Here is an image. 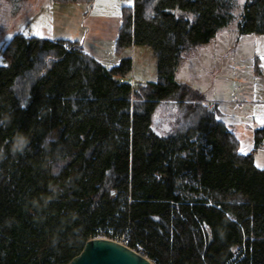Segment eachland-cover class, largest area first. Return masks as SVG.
Listing matches in <instances>:
<instances>
[{
  "label": "trees",
  "instance_id": "obj_1",
  "mask_svg": "<svg viewBox=\"0 0 264 264\" xmlns=\"http://www.w3.org/2000/svg\"><path fill=\"white\" fill-rule=\"evenodd\" d=\"M73 1V0H64ZM90 1V0H88ZM233 20L231 0H134L114 42L155 56L156 78L127 82L76 40L14 34L0 65V264H63L106 233L153 264H264V167L176 80L183 53ZM241 34L264 39V0H243ZM159 107L166 112L155 122ZM30 138L11 155L18 133ZM48 199L45 206L44 200ZM37 202L38 205L37 206Z\"/></svg>",
  "mask_w": 264,
  "mask_h": 264
},
{
  "label": "rangeland",
  "instance_id": "obj_2",
  "mask_svg": "<svg viewBox=\"0 0 264 264\" xmlns=\"http://www.w3.org/2000/svg\"><path fill=\"white\" fill-rule=\"evenodd\" d=\"M233 3V20L218 30L207 43L185 51L176 71V80L189 85L196 94L214 107L217 118L240 141L239 151L252 150L255 129L264 121V39L257 34H241L237 19L243 2ZM88 0H0V65L6 64L1 50L14 34L53 39H79L83 45V23L93 35L91 19L85 16ZM121 16V15H120ZM112 23L100 28L104 33L103 50L95 54L105 65H112L117 57L112 51ZM37 33H40L37 35ZM132 59L128 82L133 88L156 78V61L152 50L135 45L126 51ZM207 103V104H208ZM166 112L162 107L155 122L162 121ZM243 149V151H242ZM254 161L264 167V140L254 151ZM104 237L125 244V239L106 233ZM136 251L146 255L142 248ZM235 254L236 250L234 249Z\"/></svg>",
  "mask_w": 264,
  "mask_h": 264
},
{
  "label": "crops",
  "instance_id": "obj_3",
  "mask_svg": "<svg viewBox=\"0 0 264 264\" xmlns=\"http://www.w3.org/2000/svg\"><path fill=\"white\" fill-rule=\"evenodd\" d=\"M133 1L134 0H90V2L87 4L88 8L85 10V12L87 13L85 14V16L91 19L90 27L91 29H93L92 30L93 35L89 34L88 25L86 23H83V34L85 36L83 37V45L81 42L82 39L79 40L75 38V39H70V40L78 41V43L82 46L83 51H85L89 55H92L95 59H97L105 67H111L115 65L116 63H118L119 59L122 56L129 55L126 52L128 49L124 50L119 55L115 54L114 53V42H115V38L117 35L118 27L120 24L121 8L125 6H128V7L132 6ZM109 21L112 23V26L110 25V27H112V44H113L112 51L117 57V60L112 65H105L104 63L100 61L99 57H97L95 54H98L103 50V48H101L102 46L101 43L103 42L101 38L103 37L101 36H103L104 33H102L101 30L99 29L109 27V26H104V23L105 22L108 23ZM56 38L68 39L64 37H55L53 39H56ZM126 81L128 82V80ZM130 84L134 85L133 83H130ZM208 105L209 107H212L210 103H208Z\"/></svg>",
  "mask_w": 264,
  "mask_h": 264
},
{
  "label": "water",
  "instance_id": "obj_4",
  "mask_svg": "<svg viewBox=\"0 0 264 264\" xmlns=\"http://www.w3.org/2000/svg\"><path fill=\"white\" fill-rule=\"evenodd\" d=\"M63 264H153L138 251L119 241L93 237L87 239L78 254Z\"/></svg>",
  "mask_w": 264,
  "mask_h": 264
},
{
  "label": "clouds",
  "instance_id": "obj_5",
  "mask_svg": "<svg viewBox=\"0 0 264 264\" xmlns=\"http://www.w3.org/2000/svg\"><path fill=\"white\" fill-rule=\"evenodd\" d=\"M11 122V116H5L3 119H0V124L2 125H6L7 123ZM29 145H30V138L24 134L23 132L18 133L17 137H15L12 141V145H11V155L12 156H16L17 154L19 155H24L26 150H30L29 149ZM6 158V154L4 152L3 149H0V160H4ZM48 199L44 200V204L45 206L48 204ZM37 206L38 202H37Z\"/></svg>",
  "mask_w": 264,
  "mask_h": 264
},
{
  "label": "built area",
  "instance_id": "obj_6",
  "mask_svg": "<svg viewBox=\"0 0 264 264\" xmlns=\"http://www.w3.org/2000/svg\"><path fill=\"white\" fill-rule=\"evenodd\" d=\"M234 249L236 250V254L234 251L233 257H231V259L228 262H226L225 264H240L238 262V259H235V258H237V256H238V258L242 257V246L241 245L235 246Z\"/></svg>",
  "mask_w": 264,
  "mask_h": 264
},
{
  "label": "snow or ice",
  "instance_id": "obj_7",
  "mask_svg": "<svg viewBox=\"0 0 264 264\" xmlns=\"http://www.w3.org/2000/svg\"><path fill=\"white\" fill-rule=\"evenodd\" d=\"M241 2H243V0H241ZM40 33H37V35H39ZM262 123H264V121H262ZM242 151H243V149H242Z\"/></svg>",
  "mask_w": 264,
  "mask_h": 264
}]
</instances>
